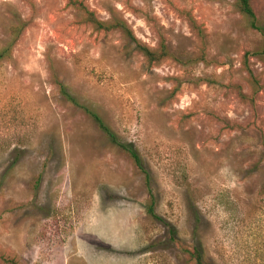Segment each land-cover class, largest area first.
<instances>
[{"label": "rangeland", "instance_id": "374dc122", "mask_svg": "<svg viewBox=\"0 0 264 264\" xmlns=\"http://www.w3.org/2000/svg\"><path fill=\"white\" fill-rule=\"evenodd\" d=\"M74 1L168 58L67 0H0V264H264V37L235 0Z\"/></svg>", "mask_w": 264, "mask_h": 264}, {"label": "trees", "instance_id": "16d2710c", "mask_svg": "<svg viewBox=\"0 0 264 264\" xmlns=\"http://www.w3.org/2000/svg\"><path fill=\"white\" fill-rule=\"evenodd\" d=\"M236 6L239 12L245 16L250 23V27L259 32L264 37V27H260L258 25V20L256 15L251 6V0H235ZM68 5L75 7L81 10L82 14L84 15V20L86 23L90 24L96 31L100 32H113L117 31L122 33L131 43H134L137 49L143 54V56L150 62H160L166 58H168V54L166 52V48L164 44L161 45L158 51H152L146 47H143L138 43L136 38L133 35L131 29L126 25V23L121 21H113L112 23H105L97 19L92 12H90L85 6L81 3L74 1V0H67ZM191 22H194L193 20ZM194 25V23H192ZM195 26V25H194ZM9 48L5 49L4 51L0 52V62L4 60L8 56ZM257 56L264 58V48L260 53L256 54ZM248 56L246 54L243 60V68L253 85H256L257 82L255 81L254 74L248 64ZM62 94L69 100L73 105L78 106V103L71 97H69L65 91L64 87H61ZM84 114L90 117L93 122L96 124L98 130L106 137V139L116 146L118 149L123 151L133 162L134 166L139 170L145 180V185L147 187L150 186L151 176L150 173L146 168H144V164L142 159L140 158L138 152L134 148L132 144L120 142L115 133L105 124V122L94 112L89 110L88 108L81 107ZM38 181V180H37ZM36 181V183H37ZM154 196L150 193V203L147 208V213L152 218H156V214L154 213ZM189 257L194 264H206L204 261V256L202 254V250L199 247L193 248L191 251H188ZM5 263V262H4ZM7 264V263H5ZM10 264V263H9Z\"/></svg>", "mask_w": 264, "mask_h": 264}]
</instances>
